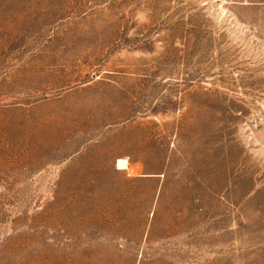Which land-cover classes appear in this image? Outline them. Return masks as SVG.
<instances>
[{
  "label": "rangeland",
  "instance_id": "1",
  "mask_svg": "<svg viewBox=\"0 0 264 264\" xmlns=\"http://www.w3.org/2000/svg\"><path fill=\"white\" fill-rule=\"evenodd\" d=\"M0 264H264V0H0Z\"/></svg>",
  "mask_w": 264,
  "mask_h": 264
},
{
  "label": "bare ground",
  "instance_id": "2",
  "mask_svg": "<svg viewBox=\"0 0 264 264\" xmlns=\"http://www.w3.org/2000/svg\"><path fill=\"white\" fill-rule=\"evenodd\" d=\"M117 167H123V165H124V160H118V163H117Z\"/></svg>",
  "mask_w": 264,
  "mask_h": 264
}]
</instances>
